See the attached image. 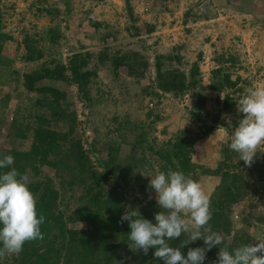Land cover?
<instances>
[{"label":"trees","instance_id":"1","mask_svg":"<svg viewBox=\"0 0 264 264\" xmlns=\"http://www.w3.org/2000/svg\"><path fill=\"white\" fill-rule=\"evenodd\" d=\"M230 2L239 13L254 15L252 22L264 28V0ZM63 3V9L40 3L35 13L44 14L47 24L33 33L21 29L20 43H17L22 48L19 58L23 62H36L37 67L23 71L21 88L0 99V116L9 109L6 111L10 116L6 135L19 146L0 150V158L14 157L10 168L27 176L28 187L36 198L38 216L45 217L41 225L44 238L26 242L19 255L6 256L0 259V264H164L153 257L155 249H149L147 255L131 250L127 236L129 224L119 221L126 208L132 207L139 208L144 218L154 222L155 214L161 209L156 200L146 197L145 193L151 189L150 177L161 171L167 173L169 169L182 171L199 183L209 185L207 194L212 212L209 223L213 231L224 238L228 235L226 244L235 248L251 243L248 232L233 227L236 223L233 205L248 193L251 184L253 188L264 186V155L255 157L252 166L247 167L239 160V155L229 149L231 139H227L219 144V158L213 166L193 160L197 139L206 137L217 125L233 133L242 118L238 107L231 109L244 94L243 83H249L234 71L238 56L234 52L221 53L214 59L208 77V88L213 95L210 106L215 107L212 112L205 108L206 96L198 89L202 74L198 67L201 53L193 59H184L178 52L182 48L180 44L177 51L174 47L173 52L154 53L150 63L138 49L113 47L112 41L106 40L107 33H103L94 45L77 43L78 46H74L68 43L64 31L67 27L61 24L66 22L71 11L69 1L63 0ZM123 3L126 19L133 29L129 34L139 35L142 25H136L138 17L129 0ZM182 14V22L188 24L206 22L216 16V11L212 0H195ZM144 26L145 32L154 29L152 24ZM6 40L12 41L13 37L4 30L0 8V67L3 68L13 61L2 53ZM62 46L67 50L64 54ZM183 61L186 71L175 66ZM100 70H106L115 81L147 78L149 83L142 87L143 95L155 101L164 95L180 99L195 92L196 99L188 111L192 119L201 122L198 133L191 136L183 129L169 139H158L150 134V125L144 128L134 124L123 111L113 114L115 125H103L104 135L99 145L96 138L88 139L84 133L86 119H79L74 105L78 102L87 109L100 106ZM229 112V120L224 121V114ZM128 133L133 134L132 141L127 139ZM125 140L131 143L130 151L120 155ZM26 142L27 147L23 148ZM90 154L94 155L99 169L94 167ZM42 165L52 167V174L40 176ZM102 182H106V187ZM131 187L138 190V196L127 200L126 189ZM75 189L79 191L76 196L79 204L65 213V209L58 207L59 203L70 197ZM237 213L238 219L249 223L248 215ZM185 238L182 235L169 243L176 247ZM203 246L204 242L197 240L181 250L186 256L189 248ZM218 251V247L208 251L204 264H214Z\"/></svg>","mask_w":264,"mask_h":264},{"label":"rangeland","instance_id":"2","mask_svg":"<svg viewBox=\"0 0 264 264\" xmlns=\"http://www.w3.org/2000/svg\"><path fill=\"white\" fill-rule=\"evenodd\" d=\"M67 1H69L71 11L66 16V22H61V24L62 27H67L64 31L67 33L68 43L74 46H78L77 43H83V46L94 45L102 38L103 33H107L106 40L112 41L110 44L113 47L122 50L138 49L147 56L150 63L154 53L173 52L174 47L177 51L180 44L182 48L178 52L183 55L184 59H193L201 53L198 67L202 74L198 89L206 96L205 108L212 112L215 111V107L210 106L213 95L208 88L209 70L214 66V59L221 53L234 52L238 56L234 71L249 82L248 84L243 83L244 94H241L240 99L248 89L264 87V28L252 22V16L239 13L230 0L213 1L214 6H217L215 17L206 22L196 21L188 24L182 22V12L195 0H164L163 2L161 0H129L133 13L138 17L135 21L136 25H142L140 34L133 36L129 34L133 29L130 27V21L126 19L123 0ZM40 3L53 4L60 9L65 6L63 0H0L4 30L13 37L12 41L6 40L2 48V53L13 58V61L6 68L0 67V99L7 94L11 95L15 89L21 88L19 84L23 71L37 67L36 62H23L19 58L22 48L20 44L17 46V43H20L22 28L33 33L47 24L48 18L44 14L35 13ZM162 5L165 7L162 8ZM144 24H152L154 29L145 32ZM126 27L130 29L127 30ZM62 47L64 54L67 50L65 46ZM175 66L185 71L187 69L184 61ZM98 74L102 83L100 85L102 91L100 106L87 109L82 108L78 102L74 105L79 119L81 121L86 119L84 121L85 136L88 139L96 138L98 145L104 135L103 125L107 124L110 127L115 125L112 120L113 114L118 115L123 111L134 124L144 128L150 125V134L156 135L158 139H169L183 129L189 131L191 136L198 133V125L201 122L192 119L188 111L192 109L196 99L195 92H189L180 99L164 95L155 101L143 95L142 87L149 83L145 77L137 80L124 78L115 81L106 70H100ZM67 88L73 90L72 87ZM237 104L238 102L231 109L237 108ZM6 111L9 109L5 110L2 116L4 118L0 116L1 151L13 145L19 147L17 141L12 142L11 138L6 135L7 122L10 117L9 112ZM224 115V121L229 120L231 112ZM94 126H98L97 129H93ZM231 136L232 133H228L222 125H217L206 137L195 141L193 160L213 166L219 158L217 153L219 144L231 139ZM133 137V134H127L129 141H132ZM129 141L125 140L122 143L120 155L129 153L131 146ZM27 144V142L22 144V147L26 148ZM258 151L260 153H257L256 157L262 158L264 146ZM90 157L95 165L94 155L90 154ZM94 167L99 169L96 165ZM40 170V176L51 175L53 171L52 167L45 165L40 166ZM200 184L207 193L209 185L202 182ZM102 185L106 187V182H102ZM137 192L132 187L127 188V200H130L131 196H138ZM78 194V189H75L70 197L60 201L58 207L65 209V213L72 211L79 204L76 200ZM145 196L156 200V193L153 189H148ZM233 210V219H236V223H233L234 229L248 232L252 244L258 243L256 239L264 240V186L253 188L251 184L248 193L233 205ZM237 212H241V215L245 217L248 215L249 223L244 219H238L239 213ZM258 217L262 220H258ZM227 236H225L226 239H228Z\"/></svg>","mask_w":264,"mask_h":264},{"label":"clouds","instance_id":"3","mask_svg":"<svg viewBox=\"0 0 264 264\" xmlns=\"http://www.w3.org/2000/svg\"><path fill=\"white\" fill-rule=\"evenodd\" d=\"M237 106L242 118L228 147L245 166L251 167L260 153L258 150L264 146V87L248 89ZM13 164L12 155L0 158V170ZM28 183L27 176L14 167L0 171V259L19 255L26 242L44 238L41 225L45 217L38 216L36 198ZM149 186L155 191L161 209L154 222L144 218L139 208L127 207L120 217L119 222L129 224L131 250L147 255L149 249H155L153 257L164 264H204L206 253L218 247L214 264H264V240L231 248L222 234L213 231L209 223L210 197L198 181L182 171L169 169L150 177ZM182 235L186 238L179 246L170 245L169 241ZM197 240H202L204 246L189 248L185 256L181 249Z\"/></svg>","mask_w":264,"mask_h":264},{"label":"crops","instance_id":"4","mask_svg":"<svg viewBox=\"0 0 264 264\" xmlns=\"http://www.w3.org/2000/svg\"><path fill=\"white\" fill-rule=\"evenodd\" d=\"M212 1H214V2H218L217 0H212ZM253 1L255 2V0H253ZM213 5H214V4H213ZM263 5H264V4H263ZM216 7H217V6H216ZM216 7H215V9H216ZM183 12H184V11H183ZM183 12H182V13H183ZM246 15H250V16H252V17L254 16V15H251V14H246ZM199 22H203V21H199Z\"/></svg>","mask_w":264,"mask_h":264}]
</instances>
